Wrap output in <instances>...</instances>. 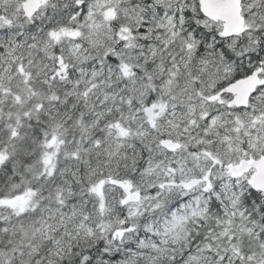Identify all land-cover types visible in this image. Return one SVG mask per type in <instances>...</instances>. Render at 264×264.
<instances>
[{
	"label": "snow or ice",
	"instance_id": "snow-or-ice-1",
	"mask_svg": "<svg viewBox=\"0 0 264 264\" xmlns=\"http://www.w3.org/2000/svg\"><path fill=\"white\" fill-rule=\"evenodd\" d=\"M0 264H264V0H0Z\"/></svg>",
	"mask_w": 264,
	"mask_h": 264
}]
</instances>
